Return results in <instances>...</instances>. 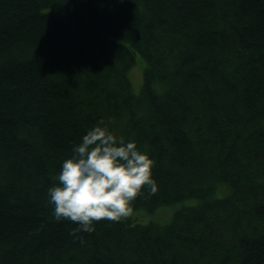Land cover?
Wrapping results in <instances>:
<instances>
[{
	"label": "trees",
	"instance_id": "1",
	"mask_svg": "<svg viewBox=\"0 0 264 264\" xmlns=\"http://www.w3.org/2000/svg\"><path fill=\"white\" fill-rule=\"evenodd\" d=\"M100 120L158 188L73 234L47 188ZM0 264H264V0H0Z\"/></svg>",
	"mask_w": 264,
	"mask_h": 264
},
{
	"label": "clouds",
	"instance_id": "2",
	"mask_svg": "<svg viewBox=\"0 0 264 264\" xmlns=\"http://www.w3.org/2000/svg\"><path fill=\"white\" fill-rule=\"evenodd\" d=\"M154 157L141 151L134 139L117 135L100 120L88 128L72 154L63 159L47 188L56 220L76 224L71 233L93 232L102 219L119 221L133 213L138 195L154 194Z\"/></svg>",
	"mask_w": 264,
	"mask_h": 264
},
{
	"label": "rangeland",
	"instance_id": "3",
	"mask_svg": "<svg viewBox=\"0 0 264 264\" xmlns=\"http://www.w3.org/2000/svg\"><path fill=\"white\" fill-rule=\"evenodd\" d=\"M142 59L137 55L136 56V61L134 63V65H132V68H130L129 72V78L131 81V86H132V91L134 94H139L140 88H141V84H142V70H143V65H142ZM223 192V190H221V193ZM188 201H186L184 204H187ZM183 204V203H181ZM181 204H175L172 206H165V207H160L159 210L153 214L152 216L157 219V221H165L167 219H169V217H171V215L174 213L175 209L178 208ZM171 214V215H170ZM134 215V213L132 214V216ZM138 218L141 221H144L141 224H146L148 223L149 219H152V217H148V216H138ZM148 220V221H147ZM159 224H165V222L159 223Z\"/></svg>",
	"mask_w": 264,
	"mask_h": 264
}]
</instances>
